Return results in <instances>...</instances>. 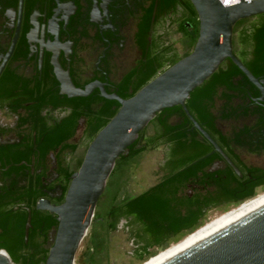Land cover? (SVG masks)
<instances>
[{
	"label": "flooded vegetation",
	"instance_id": "af4514ba",
	"mask_svg": "<svg viewBox=\"0 0 264 264\" xmlns=\"http://www.w3.org/2000/svg\"><path fill=\"white\" fill-rule=\"evenodd\" d=\"M152 2L0 0V208L3 211L13 208L18 214H24V211L30 214L40 199H50L56 204L63 202L66 194L63 186L68 178L61 169H78L73 168L70 161V155L77 150L74 153L65 151L60 158L56 156L60 153L59 148L43 154L42 145L36 142L37 116L31 114L30 119H26L27 111L32 113L36 111L38 102L44 103L46 107L42 109L40 117L49 127L54 123V118L60 120L71 112V107L65 105L52 109V98L57 102L70 98L61 93L56 63L70 73L76 86L84 87L99 80L105 83L108 92L124 90L120 83L141 56L135 34ZM182 16L183 19L188 18L184 8L179 6L174 13H168L154 24L148 39L162 34L161 29L167 23ZM257 17V22L245 27L247 32L252 31L253 25L261 26L264 17L261 14ZM186 24L191 23L186 21ZM136 51L138 56L135 57L133 53ZM129 63L131 65L127 67ZM255 89L257 94L253 99L234 97L237 109L232 113L230 107L226 108L224 113L230 116L218 119L220 131L210 134L239 171L205 137L211 144L205 155L206 160H210L205 169L208 174L205 183L211 184L209 189L213 190L212 183L227 184L230 172L239 177L232 182L230 198L210 206L206 213L223 205H238L241 197L250 190L257 194L258 190L264 188V98L260 99L262 92L258 87ZM131 90L129 86L124 91ZM92 94L101 95V91L95 88ZM223 103L219 101V106ZM22 118H25L24 123ZM85 127L86 118L80 117L72 138L78 147L76 138L88 141L84 134ZM166 149L162 166L164 175L161 178L168 172L165 164L171 149L167 145ZM222 172L226 174L219 178ZM200 184L191 179L182 191L188 197H193L198 190L204 191ZM136 195H116L113 202L120 205L124 198ZM123 219L136 226V232L142 229V224L134 221L133 214L119 217L118 223ZM50 232L45 243L40 240L47 248L52 244ZM134 240L136 242L135 234ZM138 245L136 243L135 247ZM154 247L159 248L153 244L148 249ZM133 255L137 259L135 252Z\"/></svg>",
	"mask_w": 264,
	"mask_h": 264
},
{
	"label": "trees",
	"instance_id": "16d2710c",
	"mask_svg": "<svg viewBox=\"0 0 264 264\" xmlns=\"http://www.w3.org/2000/svg\"><path fill=\"white\" fill-rule=\"evenodd\" d=\"M179 6L184 8L188 15L187 21L191 23L184 25L191 50L183 56L179 55L172 43H167L163 34L148 39L154 24L168 13H174ZM261 16L264 17V13ZM252 28L251 32H247L246 28L242 29L239 39L243 49L240 53L235 50L234 52L255 76L262 78L264 77V21L261 26L253 25ZM198 36V14L190 0H153L135 34V43L141 51V56L120 83L124 90L129 86L132 90L130 92L121 90L118 94L124 98L134 95L161 71L188 55L193 50ZM255 88L256 86L243 71L228 58L207 80L191 92L186 105L203 128L213 135L220 131L217 120L230 116L224 113V110L230 107L233 113L237 109L234 106V97L253 99L257 94ZM219 101H224L221 107ZM52 102L53 110L59 105H65L71 107V112L60 120L54 118V123L49 127L40 117L42 109L46 107L40 101L36 105V111L32 113L27 111L25 118L30 119L31 114H36V142L39 146L42 145L43 154L59 148L60 153L56 154L57 158H60L65 151L74 153L77 150L78 143L73 142L72 138L76 134L80 117L86 118L84 134L90 143L120 108L117 100L107 99L100 94L70 97L63 102H57L52 98ZM25 118H22V123ZM172 118H175V121H172ZM150 123L154 124V133L146 136L147 127L140 132L139 137L129 147L128 154L118 158L107 182L108 186L114 173L146 148L160 144L170 147L169 159L165 164V167H168L167 174L136 196L124 198L120 205H115L112 201L106 212V226L109 230L117 228L119 217H127L130 214L134 215V221L142 224V229L135 233L136 243L139 245L134 249L140 262L155 255L154 250L148 249L153 244L162 248L171 237L177 234H189L199 228L207 208L228 200L233 189L232 182L239 178L235 173L230 172L227 184L212 183L215 188L209 189L211 184L205 183L208 176L205 169L210 164V160H206L205 155L209 152L211 144L194 127L182 105L163 109ZM139 144L141 147H138ZM74 171L76 170L68 167L61 169L62 174L68 178V182L63 186L64 192L67 191L70 176ZM199 172L203 174L200 175ZM222 174L226 172H222L219 178H223ZM191 179L200 182L204 191L198 190L193 197H188L182 190L186 182ZM214 191L216 194H213ZM255 195L256 192L250 190L239 202L242 203ZM3 212L5 211L0 208V248H5L16 264H44L49 248L43 246L40 240L45 243L51 229L58 226L57 215L33 206L30 213L32 226L26 242L25 226L29 214L26 211L24 214H18L13 208ZM96 215L94 222L97 221ZM97 243H93L96 251L101 248L98 240Z\"/></svg>",
	"mask_w": 264,
	"mask_h": 264
},
{
	"label": "water",
	"instance_id": "95a60500",
	"mask_svg": "<svg viewBox=\"0 0 264 264\" xmlns=\"http://www.w3.org/2000/svg\"><path fill=\"white\" fill-rule=\"evenodd\" d=\"M190 1L199 19V36L193 50L153 77L131 97L108 92L105 83L99 80L84 87L76 86L70 73L59 63L55 64L61 93L83 97L99 88L103 97L117 100L120 108L89 143L80 167L70 176L63 202L56 204L50 199H40L36 204L37 209L56 214L58 219V226L50 232L52 244L44 264H76L77 252L93 222L98 201L118 158L128 154L140 132L165 108L182 105L194 127L239 171L191 114L186 102L191 92L228 58L261 90L260 99L264 98V79L255 76L235 54L233 42L237 23L263 14L264 0L242 1L234 7H225L219 0ZM31 226L29 214L25 226L26 242ZM0 264H16L5 248H0ZM162 264H264V206Z\"/></svg>",
	"mask_w": 264,
	"mask_h": 264
},
{
	"label": "rangeland",
	"instance_id": "374dc122",
	"mask_svg": "<svg viewBox=\"0 0 264 264\" xmlns=\"http://www.w3.org/2000/svg\"><path fill=\"white\" fill-rule=\"evenodd\" d=\"M257 18V16L246 18L236 26L234 32V50L236 52L240 53L243 49V45L239 39L242 29L257 22ZM187 20L188 18L183 19L182 16L181 19L178 18L170 21L165 25V27L161 29L164 39L167 41V43H172L174 45L180 56H183L187 51L191 50V45H189L188 42L189 38L186 35V29L184 26ZM134 55L135 57L138 56V52H134L133 56ZM131 63H129L127 67H129ZM172 121H175V118H172ZM146 127L147 135L154 133L153 123L148 124ZM76 140L79 142V147L74 154L70 155V161L73 168H78L79 163L83 160L89 145L88 141L83 140L82 138H76ZM166 152L167 149L165 144H160L156 147H148L138 156L131 159L127 165H124L121 167V169L114 173L110 180V184L107 186L104 192V195L101 197V199H99L100 201H98L95 212V214H97V221L94 222L95 218L93 219L87 235L79 247L76 264L142 263L138 261V259H136V257L133 255L134 248L136 246L134 234L137 230V227L131 226L125 219H123L120 220L116 229L109 230L106 226V212L115 195L122 196L124 194H138L158 182L164 175L162 166L166 157ZM263 191L264 188L258 190L256 195ZM238 205H223L209 210L203 219L202 225L214 219L218 215L237 207ZM202 225H200V227ZM186 235L188 234H180L177 237H173L164 247H154L152 250H154L155 254H157L159 251L168 248L173 243L180 241ZM97 240L101 243V248L98 251L93 248V243H97ZM91 257L93 258L91 259Z\"/></svg>",
	"mask_w": 264,
	"mask_h": 264
},
{
	"label": "bare ground",
	"instance_id": "6f19581e",
	"mask_svg": "<svg viewBox=\"0 0 264 264\" xmlns=\"http://www.w3.org/2000/svg\"><path fill=\"white\" fill-rule=\"evenodd\" d=\"M262 206H264V191L258 193V195L253 198L247 199L245 202H242V204L240 203L237 207L218 215L195 231L183 237L180 241L159 251L157 254L151 256L140 264H162Z\"/></svg>",
	"mask_w": 264,
	"mask_h": 264
},
{
	"label": "built area",
	"instance_id": "2783aa9c",
	"mask_svg": "<svg viewBox=\"0 0 264 264\" xmlns=\"http://www.w3.org/2000/svg\"><path fill=\"white\" fill-rule=\"evenodd\" d=\"M219 1L225 7H234L241 4L242 1H250V0H219Z\"/></svg>",
	"mask_w": 264,
	"mask_h": 264
}]
</instances>
